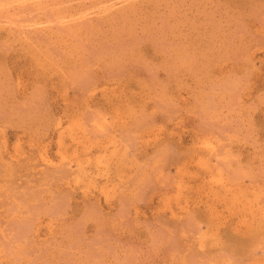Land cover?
<instances>
[{"label": "rangeland", "instance_id": "374dc122", "mask_svg": "<svg viewBox=\"0 0 264 264\" xmlns=\"http://www.w3.org/2000/svg\"><path fill=\"white\" fill-rule=\"evenodd\" d=\"M0 264H264V0H0Z\"/></svg>", "mask_w": 264, "mask_h": 264}, {"label": "bare ground", "instance_id": "6f19581e", "mask_svg": "<svg viewBox=\"0 0 264 264\" xmlns=\"http://www.w3.org/2000/svg\"><path fill=\"white\" fill-rule=\"evenodd\" d=\"M108 9V8H107ZM70 17V16H69ZM38 23V22H37ZM39 24V23H38ZM42 24V23H41ZM34 25V24H33ZM213 153V152H212ZM225 184V183H224Z\"/></svg>", "mask_w": 264, "mask_h": 264}]
</instances>
